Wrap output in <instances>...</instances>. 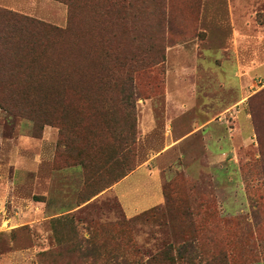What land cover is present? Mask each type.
Masks as SVG:
<instances>
[{
	"label": "rangeland",
	"instance_id": "rangeland-1",
	"mask_svg": "<svg viewBox=\"0 0 264 264\" xmlns=\"http://www.w3.org/2000/svg\"><path fill=\"white\" fill-rule=\"evenodd\" d=\"M71 1L0 0L67 35L0 53V264H264V0ZM177 90L246 143L170 165L166 203L128 219L113 187L157 153L140 116L164 122Z\"/></svg>",
	"mask_w": 264,
	"mask_h": 264
},
{
	"label": "crops",
	"instance_id": "crops-1",
	"mask_svg": "<svg viewBox=\"0 0 264 264\" xmlns=\"http://www.w3.org/2000/svg\"><path fill=\"white\" fill-rule=\"evenodd\" d=\"M245 94L246 89H241L242 98ZM169 97L175 100L174 111L161 124L158 125L154 112L148 108L143 109L140 116L143 137H148L151 131L155 132L162 126L156 143L157 153L145 159L113 187L128 219L166 203L164 176L170 165L181 161V166L187 170L190 164L197 161V154L205 151L210 168L214 169L223 161L228 164L236 161L238 151L235 148L246 143L247 139L226 135L221 122H216L221 119L208 116L195 118L197 113L187 101L189 96L185 91H171Z\"/></svg>",
	"mask_w": 264,
	"mask_h": 264
},
{
	"label": "trees",
	"instance_id": "trees-1",
	"mask_svg": "<svg viewBox=\"0 0 264 264\" xmlns=\"http://www.w3.org/2000/svg\"><path fill=\"white\" fill-rule=\"evenodd\" d=\"M67 1L74 3L71 0ZM131 4L130 0H122V7L128 8ZM66 36L65 30L59 27L13 10L0 8V53L5 56V62H8L6 59L10 57L22 60L25 57L47 55L53 49L56 52ZM38 48L41 50L35 54ZM253 117L256 122L258 118L255 111Z\"/></svg>",
	"mask_w": 264,
	"mask_h": 264
}]
</instances>
